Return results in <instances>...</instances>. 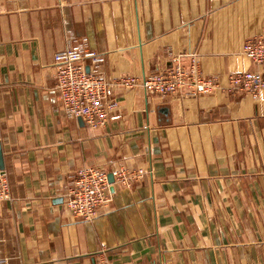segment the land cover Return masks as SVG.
<instances>
[{"label":"crops","instance_id":"1","mask_svg":"<svg viewBox=\"0 0 264 264\" xmlns=\"http://www.w3.org/2000/svg\"><path fill=\"white\" fill-rule=\"evenodd\" d=\"M264 37V0H0V264H264V90H230L259 71L243 52ZM86 38L108 79L177 64L215 78L209 93L117 87L101 126L67 116L55 54ZM144 168L115 183L86 221L66 194L80 169Z\"/></svg>","mask_w":264,"mask_h":264},{"label":"built area","instance_id":"2","mask_svg":"<svg viewBox=\"0 0 264 264\" xmlns=\"http://www.w3.org/2000/svg\"><path fill=\"white\" fill-rule=\"evenodd\" d=\"M244 54L258 66H264V37L246 42ZM105 56L93 50L86 38L55 54L56 89L65 113L69 117L82 118L89 126L107 123L118 110L115 100L117 87L142 88L146 94L167 96L177 93L204 94L218 88L215 78H206L198 70V59L193 57L190 68L182 64L164 73L146 76L125 75L108 79L103 73ZM229 89L239 90L258 99L264 90V75L257 71H241L229 75ZM102 167L88 166L79 170L72 187L66 194V204L72 215L86 221L95 220L103 208L113 200L112 186L119 183L131 186L145 177L144 168L122 167L113 173ZM11 187L7 172L0 166V202L11 199ZM161 264H169L162 261Z\"/></svg>","mask_w":264,"mask_h":264},{"label":"water","instance_id":"3","mask_svg":"<svg viewBox=\"0 0 264 264\" xmlns=\"http://www.w3.org/2000/svg\"><path fill=\"white\" fill-rule=\"evenodd\" d=\"M80 119H82V118H80ZM0 166H1V168H4V160H3V154H2L1 147H0ZM109 180H110L111 183L114 182V176H113V174H110L109 175Z\"/></svg>","mask_w":264,"mask_h":264}]
</instances>
